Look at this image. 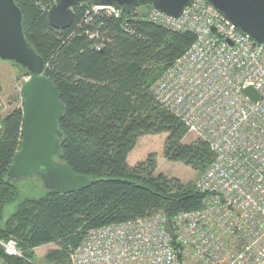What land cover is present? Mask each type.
I'll return each instance as SVG.
<instances>
[{"label": "trees", "instance_id": "1", "mask_svg": "<svg viewBox=\"0 0 264 264\" xmlns=\"http://www.w3.org/2000/svg\"><path fill=\"white\" fill-rule=\"evenodd\" d=\"M23 17L30 47L44 60L45 77L61 94L57 163L89 179L71 194L45 189L38 177L9 179L22 142L23 110L2 119L0 134V241L17 242L22 257L0 247V264H37L35 250L53 244L45 264H72L71 254L88 232L110 225L165 215L171 222L184 212L200 211L205 195L195 182L156 174V155L131 166L140 138L166 134L163 157L203 174L214 161L207 142L186 144L184 124L155 100L151 89L163 73L194 44L190 33L177 34L135 15L122 18L74 8V24L53 28L39 1L14 0ZM89 20V21H88ZM17 65V64H16ZM26 76L31 74L21 66ZM38 185H29V181Z\"/></svg>", "mask_w": 264, "mask_h": 264}, {"label": "built area", "instance_id": "2", "mask_svg": "<svg viewBox=\"0 0 264 264\" xmlns=\"http://www.w3.org/2000/svg\"><path fill=\"white\" fill-rule=\"evenodd\" d=\"M39 2L48 14L53 2ZM90 12L124 15L112 8L90 7L87 16ZM143 19L195 36L151 93L215 156L196 184L206 196L204 207L171 222L158 214L91 230L71 263L264 264V44L207 0H193L177 18L152 9ZM248 88L257 101L245 94ZM2 109L0 99V115ZM0 247L8 256H23L14 240L0 241Z\"/></svg>", "mask_w": 264, "mask_h": 264}, {"label": "water", "instance_id": "3", "mask_svg": "<svg viewBox=\"0 0 264 264\" xmlns=\"http://www.w3.org/2000/svg\"><path fill=\"white\" fill-rule=\"evenodd\" d=\"M53 2L48 13L51 26L57 30L70 28L78 6L112 8L125 15L137 16L141 6L177 18L193 0H47ZM238 29L258 44H264V0H207ZM0 60L13 62L26 69L31 77L21 89L23 126L20 150L14 157L8 178L22 180L38 177L45 189L71 194L88 188L87 177L78 175L54 157L60 147L59 121L64 104L52 81L45 77L44 60L30 47L23 32V17L14 0H0ZM252 100L258 94L245 90Z\"/></svg>", "mask_w": 264, "mask_h": 264}, {"label": "rangeland", "instance_id": "4", "mask_svg": "<svg viewBox=\"0 0 264 264\" xmlns=\"http://www.w3.org/2000/svg\"><path fill=\"white\" fill-rule=\"evenodd\" d=\"M29 78L30 77L26 76L25 72L15 63L0 60V99L3 103V109L0 115L1 121L5 116L9 115L15 110H23L24 99L21 93V89L23 84L28 81ZM166 139V134L155 136L147 135L140 138L135 149L130 153L128 157V163L131 166H134L137 163L146 160L150 155L154 154L157 157L158 164L156 174L175 177L180 179L183 183L195 182L197 184L198 180L205 172L203 174H200L181 163H172L165 160L163 157V152ZM195 139H197L195 135L187 133L183 142L188 144ZM24 180L25 179L19 180L22 181V185H26ZM27 183L32 186L35 184L38 185V194H41V187L36 180L29 181ZM54 247L55 245L49 244L47 248L39 250V258H37V254L35 253V261L37 262V264H45L44 259L52 251V249H54Z\"/></svg>", "mask_w": 264, "mask_h": 264}, {"label": "crops", "instance_id": "5", "mask_svg": "<svg viewBox=\"0 0 264 264\" xmlns=\"http://www.w3.org/2000/svg\"><path fill=\"white\" fill-rule=\"evenodd\" d=\"M47 246H48V245H47ZM47 246L44 245V246H41V247H39V248H36L35 253L37 254V258H39V257H38L39 250H41V249H43V248H47ZM50 247H51V246H50Z\"/></svg>", "mask_w": 264, "mask_h": 264}]
</instances>
